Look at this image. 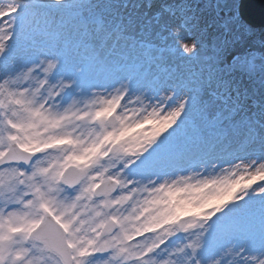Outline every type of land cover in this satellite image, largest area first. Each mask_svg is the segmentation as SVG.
Listing matches in <instances>:
<instances>
[{
    "label": "snow or ice",
    "instance_id": "6c2138e0",
    "mask_svg": "<svg viewBox=\"0 0 264 264\" xmlns=\"http://www.w3.org/2000/svg\"><path fill=\"white\" fill-rule=\"evenodd\" d=\"M151 8L0 0V264H264V21Z\"/></svg>",
    "mask_w": 264,
    "mask_h": 264
},
{
    "label": "water",
    "instance_id": "95a60500",
    "mask_svg": "<svg viewBox=\"0 0 264 264\" xmlns=\"http://www.w3.org/2000/svg\"><path fill=\"white\" fill-rule=\"evenodd\" d=\"M245 14L252 22L260 24L264 21V0H246Z\"/></svg>",
    "mask_w": 264,
    "mask_h": 264
},
{
    "label": "rangeland",
    "instance_id": "374dc122",
    "mask_svg": "<svg viewBox=\"0 0 264 264\" xmlns=\"http://www.w3.org/2000/svg\"><path fill=\"white\" fill-rule=\"evenodd\" d=\"M152 1V0H151ZM162 1H165V0H162ZM161 1V2H162ZM168 3H172L173 2V0H166ZM137 2H139V0H137ZM145 2H146V0H145ZM160 0H154L153 2H152V6H154L153 8H151L150 9V11H153V12H155V11H158L159 10V5H160ZM254 51H256L257 53H262V52H264V49H260V48H255V49H253Z\"/></svg>",
    "mask_w": 264,
    "mask_h": 264
},
{
    "label": "bare ground",
    "instance_id": "6f19581e",
    "mask_svg": "<svg viewBox=\"0 0 264 264\" xmlns=\"http://www.w3.org/2000/svg\"><path fill=\"white\" fill-rule=\"evenodd\" d=\"M160 1H162V0H160Z\"/></svg>",
    "mask_w": 264,
    "mask_h": 264
}]
</instances>
